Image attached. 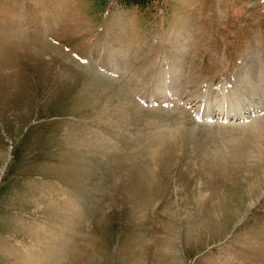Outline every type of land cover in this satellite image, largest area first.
<instances>
[{
	"label": "rangeland",
	"instance_id": "rangeland-1",
	"mask_svg": "<svg viewBox=\"0 0 264 264\" xmlns=\"http://www.w3.org/2000/svg\"><path fill=\"white\" fill-rule=\"evenodd\" d=\"M0 264H264V0H0Z\"/></svg>",
	"mask_w": 264,
	"mask_h": 264
},
{
	"label": "bare ground",
	"instance_id": "bare-ground-1",
	"mask_svg": "<svg viewBox=\"0 0 264 264\" xmlns=\"http://www.w3.org/2000/svg\"><path fill=\"white\" fill-rule=\"evenodd\" d=\"M256 56H257V55H256ZM255 62H256V61H255ZM256 63H257V62H256ZM257 66H258V64H257ZM259 66H260V65H259ZM230 79H231V78H230ZM210 91H211V89L208 88V86H205V87H204V90H203V93H202V94H199V95H196V96H199L198 98L202 97L201 99H204V97L208 98L209 96L207 97V95L210 94V93H209ZM208 99H209V98H208ZM202 101H203V100H202ZM202 115H203V113H201V112L196 114V116H197L198 119H201V118H202Z\"/></svg>",
	"mask_w": 264,
	"mask_h": 264
},
{
	"label": "trees",
	"instance_id": "trees-1",
	"mask_svg": "<svg viewBox=\"0 0 264 264\" xmlns=\"http://www.w3.org/2000/svg\"><path fill=\"white\" fill-rule=\"evenodd\" d=\"M128 3L136 4V5H145L147 2L151 0H126Z\"/></svg>",
	"mask_w": 264,
	"mask_h": 264
}]
</instances>
